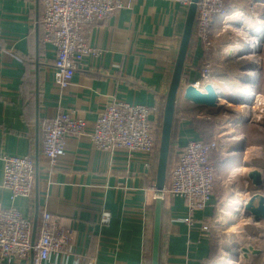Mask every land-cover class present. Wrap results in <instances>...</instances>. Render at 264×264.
Listing matches in <instances>:
<instances>
[{
	"label": "crops",
	"instance_id": "0c3cea01",
	"mask_svg": "<svg viewBox=\"0 0 264 264\" xmlns=\"http://www.w3.org/2000/svg\"><path fill=\"white\" fill-rule=\"evenodd\" d=\"M234 3L227 2L231 8L227 20L241 13L246 26L248 19L264 21V0H246L239 9ZM256 7L261 9L259 14H254ZM188 8L180 0H137L131 9L95 23L88 40L102 51L101 56L86 57L70 85L61 90L55 82L56 49L42 41V0H0V210L16 207L33 223L48 210L59 225L71 231L73 243L67 253L52 255L47 264H151L152 234L148 231L153 227L157 170L142 153L99 151L89 134L100 111L115 102L157 107L158 114L152 119L162 121ZM223 19L216 20V38ZM230 35L236 34L232 31ZM225 45L226 51L234 50L229 57L233 59L244 44L231 40ZM204 53L193 37L181 79L183 93L179 92L176 103L168 170L189 140L209 141L203 107L184 100L185 89L201 80ZM246 73L241 86L247 85L244 81L248 79L255 81L254 86L264 84L260 70ZM213 84L220 93L234 90L229 94L241 93L243 97L249 89L239 88V83L224 88ZM206 85L200 90L205 92ZM60 109L84 117L87 134L67 136L66 154L48 171L42 155L41 124ZM7 155L35 159L30 198L13 199L11 191L2 186ZM219 201L215 193L209 207L194 213L195 223L190 227L184 222L190 216L185 200L164 194L160 264L216 262L215 240L203 235L201 225L206 220L218 221ZM105 212L110 213L109 223L101 221Z\"/></svg>",
	"mask_w": 264,
	"mask_h": 264
},
{
	"label": "built area",
	"instance_id": "2783aa9c",
	"mask_svg": "<svg viewBox=\"0 0 264 264\" xmlns=\"http://www.w3.org/2000/svg\"><path fill=\"white\" fill-rule=\"evenodd\" d=\"M136 1L42 0V41L56 49L55 82L61 90L70 85L86 57L98 58L102 54L100 49L89 43L90 27L121 10L131 9ZM180 2L184 6L190 4V0ZM198 3L200 7L197 10L194 34L200 39L204 50L208 51L213 45L209 42L206 44V41L212 34L215 22L227 13L223 0H199ZM211 77V65L205 63L201 69V80L194 84L195 87L200 89L205 83L214 85ZM158 111L157 107L145 105L116 102L107 104L100 111L89 137L99 151L124 149L147 155L157 170L162 121H155L152 117ZM41 130L42 155L47 170L52 171L60 157L66 154L65 138L85 136L87 121L74 111L60 109L54 118L42 122ZM219 149V142L214 139L189 140L178 154L177 162L167 172L164 194L185 200L190 216L184 222L190 227L195 223L194 213L205 210L212 203L218 179L214 155ZM3 162L2 186L11 191L13 199L30 198L36 178L35 159L31 155H7ZM247 200L248 198L244 199L240 207L243 212ZM216 208L219 210L218 204ZM101 221L109 223L110 213H103ZM221 226L218 221L206 220L202 222L201 230L205 237L212 239ZM148 232L152 234V226ZM32 235V220L23 217L16 207L0 210V264L29 261L32 251L33 264H47L52 255L67 253L73 243L71 231L59 225L48 210H44L38 219L34 244ZM261 250L259 264H264V248Z\"/></svg>",
	"mask_w": 264,
	"mask_h": 264
},
{
	"label": "rangeland",
	"instance_id": "374dc122",
	"mask_svg": "<svg viewBox=\"0 0 264 264\" xmlns=\"http://www.w3.org/2000/svg\"><path fill=\"white\" fill-rule=\"evenodd\" d=\"M223 1L226 13H231V8L227 6L228 0ZM234 1V4H238V9L242 8V3H246V0ZM260 10L261 9L258 10L256 7L254 14H259ZM239 12H241V10ZM240 19L244 20V15L236 13L233 20H227L228 22L225 23L226 20L224 18L222 20H225L224 23L220 21V25L218 24V28H221L220 37L216 38L212 33L207 39L206 44L209 42L213 47L210 48V50L205 51L206 58L204 62L211 65V80L216 86L224 88L232 83H239V88H249L246 90L250 91L251 89L256 95L264 96V84L258 86H254L255 84L249 85L247 83L249 79H246L247 81L244 82L247 85H240V79L248 77L246 71L250 72L257 68L264 74V55H261L263 42H261L260 51H258L257 55L253 58H250L251 56H246L245 58L244 55H250V52L244 53L241 51V53H239L240 51L236 50L239 55L231 59L225 52V44H228L231 40L240 43V45L247 43V41H244V35L241 33L243 30L248 32L249 30L251 31L259 28L264 23V21H259V18L258 21H254V23L248 19L247 24L253 27L251 28L244 25ZM224 26H227V28L224 29ZM232 31L235 32L236 35H230V32ZM259 59L260 62H258ZM262 82H264V76ZM180 91L182 95V87ZM229 93H227L225 89L224 93L223 91L220 93L222 99L219 100V104L220 107L224 106L223 109H220L219 107H203L201 109L204 115L207 116L206 121L208 122V124L205 125V136L208 140H217L220 145V149L214 155L218 177L215 193H217L218 198H220L218 222L222 224L214 238L217 254L216 264H243V259L238 252V243L240 240L239 233L245 232L249 238H252L253 244L256 248H264V222L254 223L252 219H247V221L244 217L243 209L240 207L242 206L241 204L243 203V200L249 198L253 194L254 186L251 183L247 184L249 182L246 180L248 172L238 173L234 172V169L239 166H242L240 168H244L245 162L252 166L250 169L256 168L261 170L264 177V115H262L263 118L259 121L254 120L255 112H258L261 107V100L257 101L260 97H257V99L256 97H253L252 99L247 100L241 96V93ZM243 142L246 143V151L236 152L237 148L242 147ZM250 150L256 152V154L254 152V156L252 157L249 152ZM262 193L264 194V190ZM241 212L243 213L242 215H240ZM259 263L260 259L258 258L254 261L252 259L250 262V264Z\"/></svg>",
	"mask_w": 264,
	"mask_h": 264
},
{
	"label": "water",
	"instance_id": "95a60500",
	"mask_svg": "<svg viewBox=\"0 0 264 264\" xmlns=\"http://www.w3.org/2000/svg\"><path fill=\"white\" fill-rule=\"evenodd\" d=\"M199 0H191V5L188 8L184 31L181 38L180 48L175 63L173 77L169 92L166 98V103L163 113V125L160 141L159 159L156 173V195L153 215L152 227V247H151V264H160V249L162 237V219H163V200L164 189L166 185V178L168 172L169 156L171 149V139L174 117L176 113L177 97L180 90L181 79L184 73V66L188 56L189 48L191 45L193 27L197 12V3ZM264 41V38L261 42ZM232 56L231 53L227 54ZM252 71H259L255 68ZM255 81H247L248 84H253ZM206 93H202L200 89L196 88L193 84L189 85L184 92V100L194 104L198 107L223 109L224 106L219 105V100L222 99L221 94L217 93L213 85L209 84L205 87ZM224 97V96H223ZM228 99V98H226ZM246 143L243 142L242 147L237 148L236 152H245ZM248 169L252 166L244 163ZM246 175V180L254 186V193L248 198L244 207V216L252 219L254 223L264 222V178L262 171L256 168L250 169ZM38 226V217L35 218L33 223L32 243L34 244ZM239 253L243 259V264H250V262L259 258L262 255V250L257 249L253 241L246 235L245 232L239 234ZM243 252V255L242 253ZM233 253V252H231ZM234 254V253H233ZM237 255V254H236ZM238 256V255H237ZM34 252L31 253V263L33 264Z\"/></svg>",
	"mask_w": 264,
	"mask_h": 264
},
{
	"label": "bare ground",
	"instance_id": "6f19581e",
	"mask_svg": "<svg viewBox=\"0 0 264 264\" xmlns=\"http://www.w3.org/2000/svg\"><path fill=\"white\" fill-rule=\"evenodd\" d=\"M199 2V1H198ZM190 5H191V0H190V4H187L186 6L187 7H190ZM199 7H200V5H199V3H197V10L199 9ZM196 16H197V12H196ZM227 17V14L226 15H224V16H222V18H226ZM242 17V16H241ZM241 20V19H240ZM195 22H196V17H195ZM195 22H194V27H193V35H192V39H193V37H197L195 34H194V28H195ZM242 23H244V20H242ZM230 24V23H229ZM224 28H227V26H224ZM245 28V27H244ZM213 29H214V27H213ZM213 31V30H212ZM240 31H241V29H240ZM248 31V30H247ZM213 33V32H212ZM242 33V35H244L243 36V39H244V41H247V43H246V45L244 44L241 48H239V49H237L238 51H240L239 53H241V51L242 52H244V53H247V52H250V55H249V57L250 58H253L254 56H256L257 55V52L258 51H260V48H261V41H262V38H263V36H264V23L259 27V28H256V29H254V30H249L248 32H245L244 30L241 32ZM242 37V36H241ZM197 39L199 40V42H201L200 41V39L197 37ZM191 42H192V40H191ZM191 46V45H190ZM204 48V47H203ZM231 51L232 50H230V51H226L225 50V52H226V54H228V53H231ZM232 54H233V51H232ZM55 62V61H54ZM254 62H256V61H254ZM258 62H260V59H259V61ZM258 62H256V63H258ZM259 64V63H258ZM54 67H55V65H54ZM208 84H210V83H208ZM207 84V85H208ZM206 85V86H207ZM195 86V85H194ZM205 86V87H206ZM180 87H181V85H180ZM205 87H204V90H205ZM215 88V87H214ZM199 89V88H198ZM251 90V89H250ZM201 91V90H200ZM216 91H217V93H219L220 94V92L216 89ZM234 91V90H233ZM233 91L232 90H230V92L231 93H233ZM179 92H180V90H179ZM202 93H206V90H205V92H203V91H201ZM179 94V93H178ZM253 97H255V94H253L251 91H249V90H245V92H244V98H246L247 100H250V99H252ZM258 97H260V99H258L257 101H259V100H261V107H260V109L258 110V112H255V114H254V120L255 121H259L260 119H262L263 118V116L262 115H264V96H258ZM178 98V97H177ZM220 102V101H219ZM248 102V101H247ZM259 104V103H258ZM259 104V105H260ZM136 105H140V104H136ZM220 105V104H219ZM146 106V105H145ZM246 107H248V106H246ZM162 125H163V119H162ZM162 125H161V133H162ZM161 133H160V141H161ZM238 140V139H237ZM160 144V143H159ZM253 151L254 150H252V153H253ZM255 152V151H254ZM251 153V152H250ZM251 153V154H252ZM255 154H256V152H255ZM254 156V155H253ZM256 156V155H255ZM252 157V156H251ZM263 158V157H262ZM263 162V161H262ZM248 171H251V170H248V168H239L238 170H237V172L238 173H246V172H248ZM241 205H243V204H241ZM239 211V210H238ZM243 213L241 212L240 213V215H242ZM244 215V214H243ZM245 217V216H244ZM246 219L248 218V217H245ZM248 219H250V218H248ZM248 221V220H247ZM240 231H241V229H240ZM240 234V233H239ZM252 241H253V239L252 238H250ZM255 239V238H254ZM236 250V249H235ZM239 251V250H238ZM242 253V255H243V252H241Z\"/></svg>",
	"mask_w": 264,
	"mask_h": 264
},
{
	"label": "trees",
	"instance_id": "16d2710c",
	"mask_svg": "<svg viewBox=\"0 0 264 264\" xmlns=\"http://www.w3.org/2000/svg\"><path fill=\"white\" fill-rule=\"evenodd\" d=\"M205 54V53H204ZM205 56H206V54H205ZM204 141H206V140H204Z\"/></svg>",
	"mask_w": 264,
	"mask_h": 264
}]
</instances>
